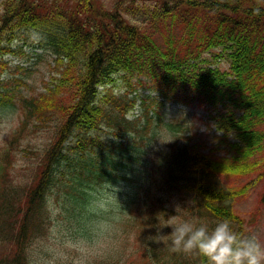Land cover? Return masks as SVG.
I'll list each match as a JSON object with an SVG mask.
<instances>
[{"label":"trees","instance_id":"1","mask_svg":"<svg viewBox=\"0 0 264 264\" xmlns=\"http://www.w3.org/2000/svg\"><path fill=\"white\" fill-rule=\"evenodd\" d=\"M20 36L52 55L54 75L35 94L13 100L0 92V104L14 103L20 111L0 153V230L8 244L2 264H31L37 235L57 245L63 228L82 235L94 229L100 221L95 189L130 175L132 197L108 205L123 218L115 227L122 226L125 242L122 255L107 264H120L139 241L157 264H176L158 262L164 247L152 237L168 240L167 221L179 215L173 203L181 199L193 204L190 213L216 224L228 220L233 231L250 235L232 203L260 184L257 201L264 208V0H111L110 6L101 0H0V56L24 55L13 49ZM205 53L214 60L224 56L228 68L212 67ZM115 76L127 88L123 93L111 89ZM138 87L157 95L142 97ZM138 100L143 109L130 119ZM196 101L208 110L229 157L203 152L181 121H164L165 102ZM52 122V139L24 184L13 171L22 141ZM142 157L143 170L135 174L131 163ZM224 175L248 177L230 187ZM185 259L207 264L195 253Z\"/></svg>","mask_w":264,"mask_h":264},{"label":"rangeland","instance_id":"2","mask_svg":"<svg viewBox=\"0 0 264 264\" xmlns=\"http://www.w3.org/2000/svg\"><path fill=\"white\" fill-rule=\"evenodd\" d=\"M101 2L105 6H110L111 0H101ZM145 25L149 31L153 28V36L156 39H161L162 30L158 28L157 18L154 19L152 28L148 22ZM12 44L13 49L21 48L25 54H5L0 56V82L2 83L0 92L14 96L13 100H15L18 94L27 96L43 91L44 83L50 82L51 76L54 75L53 72H50V67L53 66L52 55L48 51L43 50L44 47H40L31 37L24 38L20 36ZM214 52L220 53V49H215ZM212 55L210 53L203 55V57L205 56L210 60L212 67L228 68V61L224 56L214 60ZM114 80L111 85L114 93L119 94L127 90L118 76H115ZM135 80L136 78L134 77ZM3 84H6V86H3ZM99 89L103 92L102 87ZM137 91L142 97H156L157 95L156 92L144 87H138ZM134 108H136V111H130L128 114L130 119H134L133 117L141 113L143 108L140 100L136 102ZM160 112L163 114L165 122L181 121L184 125L183 127L186 128V134L192 136L195 142L202 145L203 152H211L212 155L217 157L230 156L231 152L227 144L220 140L221 134L215 130L214 123L209 118L208 110L197 101L186 105L176 102H165ZM19 115L20 111L16 104L6 102L0 104V153L6 147L10 132L17 125ZM54 124L52 122L48 123L49 127L34 129L22 141L21 147L23 151L17 153V161L14 164L13 171H15L17 179L23 181L24 184L29 181L36 161L49 144L50 139H52L51 136L55 130ZM32 126H30V129ZM102 136L104 137L105 134H102ZM185 136L187 137V135ZM229 140L232 141L233 139L229 138ZM27 149L29 153L24 152ZM144 162L145 157H142L139 159L138 164L131 163L135 174L143 170ZM245 177L248 176L229 177L224 175L222 182L230 187L240 186L246 180ZM129 178L127 181L120 180L113 185L103 184L95 189L94 192L99 199V206H97L99 214L95 217L100 218V221L95 225L94 229L85 231L88 236L86 234H76L74 231H66L63 228V231H61L63 237L57 245H54L52 237L45 241L37 235L38 238L29 249L31 252L30 260L33 259L31 264H107L106 261L119 258L123 253L121 247L125 240L122 236V226L115 227V225L123 218H119V211L111 209L108 205L110 202L122 204L126 199L132 197L133 191L130 186L134 184L131 180L133 175H130ZM13 184L16 185V183ZM261 192L262 185L259 184L256 188L251 189L247 193L248 195L246 194V196L238 197L234 200L232 209L236 214L242 216L250 231V235L256 236L261 245H264V208L257 201V197ZM191 206L193 204L189 199H181L173 203L175 211L179 207L176 212L179 213L177 216L182 220L190 221L194 219L197 227L200 224H206L211 228L216 224V220L213 218L197 216L196 211L190 213L188 210L192 209ZM134 214L138 217V213L134 212ZM3 236L4 233L2 235L0 230V255L5 253L8 245L7 243L5 244L6 240L3 239ZM158 244L164 247L162 252V258L164 259H160L158 262H165V258H169L172 263L186 264L184 262L186 254L170 251L169 238ZM137 245H140V241ZM137 245L130 246V249L121 259L120 264H157L150 257L148 251L143 252ZM40 248L43 252L40 251ZM0 264H2L1 261Z\"/></svg>","mask_w":264,"mask_h":264},{"label":"clouds","instance_id":"3","mask_svg":"<svg viewBox=\"0 0 264 264\" xmlns=\"http://www.w3.org/2000/svg\"><path fill=\"white\" fill-rule=\"evenodd\" d=\"M253 12L260 15L261 9L256 8ZM130 111L135 112L136 108ZM166 226L172 228L167 237L170 239V251L174 253H195L205 257L207 264H264V245L254 235L244 236L233 231L228 220L218 222L209 230L206 224L197 227L194 219L185 221L174 215ZM164 238L157 233L152 241L160 243Z\"/></svg>","mask_w":264,"mask_h":264}]
</instances>
